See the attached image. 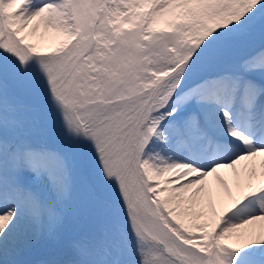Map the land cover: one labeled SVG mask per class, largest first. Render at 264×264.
<instances>
[{
	"label": "snow or ice",
	"instance_id": "1",
	"mask_svg": "<svg viewBox=\"0 0 264 264\" xmlns=\"http://www.w3.org/2000/svg\"><path fill=\"white\" fill-rule=\"evenodd\" d=\"M255 158L264 0H0V264H264Z\"/></svg>",
	"mask_w": 264,
	"mask_h": 264
},
{
	"label": "bare ground",
	"instance_id": "2",
	"mask_svg": "<svg viewBox=\"0 0 264 264\" xmlns=\"http://www.w3.org/2000/svg\"><path fill=\"white\" fill-rule=\"evenodd\" d=\"M255 162L256 167L251 168L249 162L243 161L236 166L235 169H220L218 174L225 181V185H220L214 177H208L205 186L211 190L210 205L217 210L220 208V201L217 199V193L223 195L225 202L227 201L228 194H235V185L237 178L252 177L253 180L264 179V158ZM258 163V164H257ZM249 229L264 228V221H258L254 225L248 226Z\"/></svg>",
	"mask_w": 264,
	"mask_h": 264
},
{
	"label": "rangeland",
	"instance_id": "3",
	"mask_svg": "<svg viewBox=\"0 0 264 264\" xmlns=\"http://www.w3.org/2000/svg\"><path fill=\"white\" fill-rule=\"evenodd\" d=\"M42 32H43V27L41 26L40 28L37 29V36H35V37L29 36V39H30L32 42H34V43H38V44H40V45H42V46H49V45L55 43V41L50 40V39H47V38H45V39H40V35H39V34L42 33ZM257 160H260V159H253V160H251V161L249 162V164H250V166H251L252 169H253V167H254V168L256 167L255 162H256ZM257 164H258V163H257Z\"/></svg>",
	"mask_w": 264,
	"mask_h": 264
}]
</instances>
